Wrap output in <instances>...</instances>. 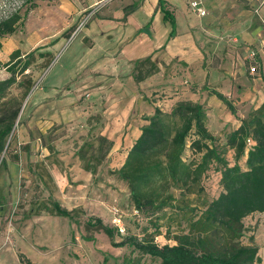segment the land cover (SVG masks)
<instances>
[{
  "label": "rangeland",
  "instance_id": "rangeland-1",
  "mask_svg": "<svg viewBox=\"0 0 264 264\" xmlns=\"http://www.w3.org/2000/svg\"><path fill=\"white\" fill-rule=\"evenodd\" d=\"M64 1L69 3L68 0H0V21L16 11L24 16V21L14 32L21 50H40L61 40L55 59L52 56L39 58V52L45 51L36 52L35 61L27 71L33 78L28 93L23 95L24 89L20 86L13 88L21 105L14 131L7 139V149L0 157V264H27L20 260V253L35 264H104L105 258L106 264H127L124 261L126 257L138 259L139 264H162L160 259L142 255L128 246H114L101 228L89 226L86 222L90 216L101 217L105 224L115 230L116 242L126 236L141 239L145 235H153L155 242L160 245H174L176 236L190 232L191 220L198 218L206 206L222 192L218 164L213 163L201 180L189 187L170 185L164 194L168 197L167 205L161 209L140 211L134 205L128 183L113 172L125 162L135 135L123 127L112 135L104 133L105 128L109 126V130H113L117 125L116 117L126 119L128 115L134 122L133 118L139 115L145 120L152 110L151 106L156 107L155 102L170 112L181 100L194 101L199 98L204 100L208 114L206 124L218 138L216 144L220 155L230 165L238 161L245 168L247 154L237 160L236 150L227 144L228 134L241 121L226 104L215 95H210L203 87L208 84L221 91H228L227 96L235 105L239 118L248 117L261 106L264 102V89L262 92L258 88L252 89L249 82L254 86V81H251L254 74L245 75L242 81L237 66L234 68L232 65L230 69L206 72L209 77L206 80L202 77L200 81L196 72L169 69L164 72L169 79L168 83L142 87L138 85L137 88L124 84L126 79L116 77L115 72L108 73L101 80L95 77L99 81L90 79L92 75H98L96 72L82 73L81 78L76 77V80L84 78L81 88L71 82L62 89L66 91L65 97L78 94V105H86L87 108L91 106L83 125L77 126L73 120L53 122L51 114L56 110L61 111L62 103L60 100L54 104L46 103L59 99V94L56 92L43 96L40 92L44 82L48 84L58 80L59 76L55 75H66V69L62 68L66 59L62 58L67 52V56L71 55V50L77 48L76 42L82 30L73 35L80 20L74 23L77 13L65 9ZM71 1L81 6L88 3L87 0ZM27 9L29 11L26 14ZM91 13L90 19L95 14ZM9 36L1 38V42ZM49 41L51 43H47ZM0 57L3 60L6 58L4 49ZM217 60L221 58L216 53L210 57L213 65ZM3 63L5 61L1 60L0 79L10 75ZM156 64L159 66L157 61H144L139 70L147 72ZM231 73L232 76L229 75ZM166 85H172L170 91L165 87L155 90ZM182 86L188 89L181 90ZM186 91L191 95L185 94ZM59 93L62 95V92ZM175 97L171 102L166 100ZM131 104H134L133 108ZM102 136L114 143L110 152L103 156L99 152L101 145H105L101 141ZM116 142L119 145L121 142L118 149H115ZM92 144L95 149L93 161L98 165L97 173L95 180L93 177L90 184L86 185L82 184L83 181L77 182L73 179L75 176L71 175H74V165L85 169L83 161L91 156L89 146ZM81 147L84 152L78 154ZM110 153L111 156H108ZM4 157L5 163L2 162ZM183 158L189 163L198 159L199 155H195L188 145ZM53 200H58L69 209L78 208L80 224L48 211L47 207L51 208ZM116 223L125 228L124 233L117 232ZM243 224L244 233L239 239L240 244L255 243L259 247V255L264 258V212L247 216Z\"/></svg>",
  "mask_w": 264,
  "mask_h": 264
},
{
  "label": "trees",
  "instance_id": "trees-1",
  "mask_svg": "<svg viewBox=\"0 0 264 264\" xmlns=\"http://www.w3.org/2000/svg\"><path fill=\"white\" fill-rule=\"evenodd\" d=\"M159 4L164 20H170L174 26L171 32L173 35L175 17L165 7V0H159ZM137 6V2L127 5L124 8L126 15ZM28 11L29 9L26 14ZM23 21L24 16L19 11L0 21V48L1 38L12 35ZM37 51L40 50L24 54L20 48L15 49L10 59L3 63L10 75L0 79V157L7 149V139L14 131L20 112V98L15 95L13 88L22 87L23 95L31 89L33 78L27 71L35 61ZM38 57L47 58L48 53L39 52ZM147 60H152V57L136 61L134 78L138 82L159 71L156 64L153 69L141 72L139 66ZM257 69L260 70L259 65ZM261 76L264 80L263 73ZM203 89L226 104L231 113L241 121L228 134L227 144L236 150L237 160L247 154L245 168L238 161L230 165L220 155L216 144L218 138L206 124L208 114L204 104L181 100L170 112L156 106L154 113L145 117L147 123L141 127V134L128 150L125 162L113 171L128 183L136 209L149 211L167 205L168 197L164 194L170 185L189 187L199 182L209 167L217 163L223 190L198 218L191 220L190 232L176 236L174 245H160L155 242L153 235H145L141 239L126 236L116 242L115 230L105 224L101 217L90 216L86 223L101 228L114 246H128L142 255L160 259L162 264H262L264 258L259 255V247L255 243L240 244L239 239L244 233L243 220L256 212H264V102L248 117L239 118L235 105L226 94L208 84ZM250 136L256 144L247 151L246 140ZM101 141L107 144H102L99 148L103 156L110 152L114 143L106 136H102ZM188 145L195 155H199L198 159L189 163L183 158ZM89 148L92 150L91 156L87 161L81 160L85 170L91 172L95 180L98 165L93 161L94 144ZM82 150L83 147L78 150V154H82ZM2 162H6L5 157ZM47 210L80 224L77 218L78 208L69 209L58 200H53L51 208L48 206ZM251 239L254 238L251 236ZM19 256L22 262L35 264L25 254L20 253ZM124 261L127 264L140 263L138 259L128 257ZM106 262L107 258L104 259V264Z\"/></svg>",
  "mask_w": 264,
  "mask_h": 264
},
{
  "label": "crops",
  "instance_id": "crops-1",
  "mask_svg": "<svg viewBox=\"0 0 264 264\" xmlns=\"http://www.w3.org/2000/svg\"><path fill=\"white\" fill-rule=\"evenodd\" d=\"M68 1L69 3L64 1V8L77 13L74 23L90 12L95 14L80 31L76 42L77 48L71 50V55L67 56V52L62 58L66 59L62 65V68L66 69V75H55L59 76L58 80L48 84L43 83L40 95H52L57 92L60 97L49 100L46 104H54L57 100L62 103L61 111L56 110L51 114L53 122L73 120L77 126H80L89 113L91 106L87 108L86 105H78V94L74 97H65L66 91L62 89L71 82L75 87L81 88V81L84 78L76 80V77L81 78L82 73L96 72L98 75H92L90 79L99 81L95 80V77L101 80L108 73L115 72L116 77L122 76L126 79L124 84L127 83L137 88L138 85L142 87L141 85L168 83L169 79L164 72L169 69L193 71L198 74V80L202 77L206 80L209 77L207 73L212 70L230 69L237 66L239 78L242 81L245 75L254 74L251 78L254 86L251 82L249 86L252 89L258 88L261 92L264 89V80L261 76L262 73L264 74V0H165V7L176 21L173 35L171 32L174 26L170 20H164L159 0H87L88 3L84 6L78 2ZM192 1H197L206 10V14L200 15L193 12L190 8ZM134 2H137L138 6L126 15L124 8ZM60 42L61 40L40 51H45L48 57L52 56L55 59V54L59 52ZM20 45L16 39V33L4 38L0 54L4 49L6 58L3 60L0 57V61L7 62L11 53L20 48ZM251 50L257 51L256 60H259L260 70L254 73L251 72L252 63L248 59ZM21 51L25 54L31 51V48ZM215 53L221 60H217L213 65L210 57H213ZM149 56L158 62L159 71L137 83L134 78L136 61ZM229 75L232 76V73ZM165 78H167L166 81ZM164 87L170 91L169 87L172 88V85L158 87L155 90ZM180 89L185 90L188 87L182 86ZM59 92H62V95ZM222 92L226 95L229 93L228 91ZM185 94L190 93L186 91ZM262 94L264 96V91ZM136 98L138 99V96ZM175 99L176 97L166 100L171 102ZM194 101L204 102L199 98ZM72 103L74 104L73 109ZM133 105L131 104L132 108ZM154 105L162 107L156 102ZM151 107L152 110L148 115L154 113L155 107ZM114 119L117 120L115 129L109 130L108 126L104 133L114 135L123 127L134 133L135 140L141 134V127L147 123L139 115L133 118L134 122L128 115L126 119L122 117ZM115 145V149H118L121 142L120 145L117 142ZM111 153L108 156H111ZM73 171L74 175L71 176H75L73 179L77 182L83 181L82 184L88 185L93 179L91 172L78 165H74Z\"/></svg>",
  "mask_w": 264,
  "mask_h": 264
},
{
  "label": "built area",
  "instance_id": "built-area-1",
  "mask_svg": "<svg viewBox=\"0 0 264 264\" xmlns=\"http://www.w3.org/2000/svg\"><path fill=\"white\" fill-rule=\"evenodd\" d=\"M190 8H191V10L193 12H197L200 15H205L206 14V10L204 8H202L197 1H192L191 4H190ZM91 14H92L91 12L89 14H86V16H84L80 20L77 28L75 29V31L73 33L74 36L88 23V21H89V19L91 17ZM256 58H257V51L256 50H251L250 54L248 56V59L251 60V63H252V65H251V72L252 73L258 71V69H257L258 68V63H257ZM246 142H247V151L249 149H251L253 146H255V144H256V141L251 136L247 138ZM116 230H117L118 233L119 232L120 233H124L125 228L121 224L116 223Z\"/></svg>",
  "mask_w": 264,
  "mask_h": 264
}]
</instances>
